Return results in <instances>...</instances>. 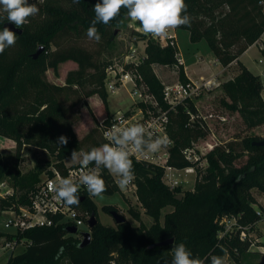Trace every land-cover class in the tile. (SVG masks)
Segmentation results:
<instances>
[{"label": "trees", "instance_id": "trees-1", "mask_svg": "<svg viewBox=\"0 0 264 264\" xmlns=\"http://www.w3.org/2000/svg\"><path fill=\"white\" fill-rule=\"evenodd\" d=\"M67 3V6L64 4ZM102 0H44L37 4L39 14L29 17L21 34L16 33V43L0 54V134L17 142V154L24 145L35 146L49 152L55 159L45 164L36 163L34 170L22 174L16 171L13 182L24 190L17 199L4 201L3 207L13 202H26L31 191L37 188L40 175L54 166L66 173V160L72 151L87 152L105 141L97 127L83 138L75 132V120L68 115L67 93L75 92L78 100L98 94L106 109H109L108 92L105 87L106 68L109 61L100 60L101 50L95 51L82 44L63 46L62 37L87 35V29L95 18L94 6ZM190 25L181 26L190 31V39L198 43L205 39L217 60L228 66L240 64L238 75L222 84L226 97L222 103L231 111H238L248 128L264 124L263 84L261 77L254 74L239 60L264 30V3L260 0H185ZM6 14H0V31L7 22ZM127 9L108 25H96L102 44L114 42L116 27L126 23ZM143 37L145 34L135 32ZM40 45L45 49L37 57L34 53ZM55 47V48H54ZM146 56L136 68L150 91L163 108L169 105L164 100V85L153 71L154 64L175 65L177 48L173 45L161 47L148 39ZM73 61L78 67L67 72L64 84L48 80L47 71L59 74L62 63ZM180 78L188 81L183 66L179 67ZM65 96V97H63ZM75 104V103H74ZM191 114L195 119L191 120ZM196 102L187 101L170 111L169 133L174 140L168 166L185 168L195 165L187 160L183 150L205 138L208 133L206 122L198 117ZM99 134L101 136L98 137ZM64 135L67 145H58L57 139ZM264 140L258 135L246 136L223 144H217L207 153V166L197 167V178L193 190L183 192L180 187L171 188L162 177L165 166L133 161L137 195L146 212L154 219L150 227L144 224L132 226L127 220L116 227L100 221L92 229V241L81 247L77 235L68 232L66 224L34 227L18 234L31 241L23 251L11 254L7 264H171L173 244L184 243L193 257L210 264L213 255L224 258L225 251L237 264L243 253L249 251L252 241L242 239L241 232L250 233L262 219L258 207L264 213L253 190L264 192V145L255 142ZM246 156L245 162L237 161ZM94 165V164H92ZM99 174L105 181L106 194L119 191L112 175L101 167ZM5 167L0 159V179ZM80 203L74 205L84 214H97V205L87 191L77 193ZM172 204L174 209L165 215L162 209ZM104 211L116 210L114 205H104ZM131 214L140 219L134 209ZM236 218L233 230L220 235L224 229L221 217ZM0 236L13 237L4 231ZM174 238L172 244L152 245Z\"/></svg>", "mask_w": 264, "mask_h": 264}, {"label": "rangeland", "instance_id": "rangeland-1", "mask_svg": "<svg viewBox=\"0 0 264 264\" xmlns=\"http://www.w3.org/2000/svg\"><path fill=\"white\" fill-rule=\"evenodd\" d=\"M43 1L44 0H28L29 4H39ZM64 4L67 6V3L64 2ZM0 14H2V11H0ZM125 21L126 23L124 25L121 27H116L115 30L113 29L115 38L111 45L102 44V40L99 43L95 42L94 40H89L87 35H82L81 37H76L75 35L70 37L65 36L59 41L63 46L77 43L85 45L86 47L95 51L101 50L102 54L100 56V60H106L109 61V63H112L115 59H121L124 54L130 53L133 48L137 50L140 58L145 57V49L148 39H152L160 44L161 47H165L169 45L167 35L173 34L175 35V40L177 42L175 47L179 53L182 54L185 63L182 65L178 64V62L175 65H153V71L158 76L164 87L167 84L174 83L175 81H182L179 74L180 66L184 67L185 73L186 66L188 68V72L191 74L194 80H200L202 76L208 79L216 74L222 84L225 81L230 80V78H235L241 70L240 64L234 63L228 68V70L224 71L223 74H219L218 72L222 70L223 66L222 64L215 62V55L208 42L203 39L198 43H193L190 39V31L181 26L175 29H170L167 35L164 36L156 37L145 34L146 37H143L142 35L135 33L140 32L141 34H144L141 30L139 22H131L128 16L126 17ZM260 58V52L255 46H252L245 52V54H243L241 60L253 73L258 74L264 67V64H260L258 62ZM204 66H210L215 73L210 70H204ZM77 67V63L72 61L62 63L59 66V74L57 75L52 69H49L47 71V78L49 81L55 84L62 85L65 83L67 72ZM222 84L215 89L204 92L203 95L197 98L195 101L198 108V113L206 118V120L203 118L201 121L206 122L205 124H207L209 130V133L205 138H201L198 142H195L196 146L200 148L199 152H201V159L194 166L195 171L193 173L186 174L184 170H170V172L174 174L175 177H177L181 182V184L176 187L181 188L182 196L184 191L194 189L197 178V167L200 166L205 168L207 166L206 155L211 151V149H209V144H213L215 146L217 144H223L231 140L242 139L246 136L258 135L260 137H264V124L254 128H248L238 111H231L223 105L222 99L225 98L226 95L223 92ZM129 88L130 85H126L116 93H110L107 91L109 109H106L101 97L98 94L91 96V99L88 97L83 98L81 101H77L78 95H76L75 92L67 93L68 97L66 106L68 108V115L70 118L75 120V132L77 136L79 138H83L91 129L97 127L99 119L96 115L104 117L107 115V113L112 112L113 110L115 111L118 108L128 107L131 103V98L128 93ZM262 94L264 95V88ZM97 135L101 138L99 134ZM70 158L66 160L67 165L79 163L78 160L73 161ZM246 158L247 157L244 156L237 161V164H242L245 162ZM0 159L3 162L5 170L7 171L0 181L7 182L10 187L15 189L16 198H19L24 191L14 185L13 176L16 171H20L22 174H24L30 170H34L37 162L45 164L47 161H55L54 157L49 152L27 144L24 145L19 154H17V142L14 139L5 137L1 134ZM167 172L168 169H165L162 179L165 184L170 186L171 181L166 175ZM45 173L46 172L40 175V180L45 176ZM253 193L261 206L264 208V204L262 203L264 192L254 189ZM91 198L97 205L98 213L96 214V217L98 221L107 226L116 227L117 224L113 216L110 213L104 211V205L116 206V210L125 215L132 226L144 224L146 227H150L154 222V219L146 212V209L140 201L137 195V188L127 187L124 190L119 188V191L114 194L102 193L101 196H91ZM11 199L12 197L8 199L0 197V231L7 230L4 225L6 219V212L4 210L5 208H8V206H11L10 204L3 207L2 204L4 201H11ZM131 209H134L140 213L139 220L131 214ZM173 209L174 206L172 204H169L162 209L160 220L162 223L164 222L165 215ZM87 230H89L87 225L80 226L81 232ZM225 231L226 230L224 228L220 235H223ZM246 235L251 239L252 245L248 252L241 255L239 264H264V215L262 219L255 224L253 230L250 233L246 232ZM78 238L81 239L82 237L78 236ZM22 249L21 251L24 250ZM10 254L11 253L9 251L0 252V264H7ZM224 262L225 264H237L229 254L224 256Z\"/></svg>", "mask_w": 264, "mask_h": 264}, {"label": "built area", "instance_id": "built-area-1", "mask_svg": "<svg viewBox=\"0 0 264 264\" xmlns=\"http://www.w3.org/2000/svg\"><path fill=\"white\" fill-rule=\"evenodd\" d=\"M167 40L170 45L175 46L177 44L175 35L173 34H168ZM252 46H255L261 54L258 62L264 64V30L250 47ZM139 56L137 50L133 48L130 53L124 54L121 59H115L114 62L108 64L105 77L106 90L110 93H116L123 86L130 85L128 93L131 98V103L126 108H118L100 118L97 123V128L105 143H108V141L104 137V132L113 125L123 128L139 123L143 124L153 134V137L167 136L170 139V144L162 147L158 152L146 153L144 155L134 152L130 158L140 163H152L165 166V169H168L166 175L171 181L170 187L174 188L180 185L181 182L170 170H184L186 174L193 173L195 171L194 166L201 159V152H199L200 148L193 143V145L186 147L183 153L185 158L195 165L182 169L167 165L171 147L174 145V140L169 133L170 111H176L178 105L187 101L195 102L204 92L221 86L222 82L214 75L208 79L202 76L200 80L189 79L187 82L175 81L174 83L167 84L164 87L163 94L164 100L169 105V108L165 109L157 97L150 91L149 86L145 83L137 69L127 67V65H138L144 59V57L140 58ZM176 58L178 64L182 65L185 63L179 51L176 53ZM259 75L264 88V67ZM262 96L264 100V95L262 94ZM194 116V114H191V120L195 119ZM198 117L206 120L200 113ZM209 147L212 150L215 146L209 144ZM81 167L80 163L67 165L66 173H62L56 167L52 166L49 168L52 174L45 173V176L37 184V188L29 193L26 202H13L11 206L5 208L6 219L4 225L7 230L4 232L13 235V237L0 236V252L9 251L11 254H16L21 252L22 248L26 249L31 244V241L20 238L18 234L20 235L34 227L58 224H66L68 227L75 226L77 227V233L75 235L83 238L84 231H80V226L87 225L89 227L88 220L91 215L82 213L74 205L67 206L62 202H58L54 198L55 193L50 187L58 183L61 178H70L79 185ZM94 168L95 165L90 164L85 171H90ZM101 171L102 169L100 168L98 173L100 174ZM110 174L114 179V183L118 185L117 180L119 177L112 173ZM128 187L137 188L135 179ZM84 191H87L86 188L83 185H79L78 193L83 194ZM15 192V189L10 187L7 182L0 181V197L5 199L15 197ZM262 203L264 204V198ZM258 213L262 216L264 215L260 207H258ZM219 222L225 228V233L233 230L237 224L236 218H229L227 216L221 217ZM246 237V231L242 230L241 238L246 239Z\"/></svg>", "mask_w": 264, "mask_h": 264}, {"label": "clouds", "instance_id": "clouds-1", "mask_svg": "<svg viewBox=\"0 0 264 264\" xmlns=\"http://www.w3.org/2000/svg\"><path fill=\"white\" fill-rule=\"evenodd\" d=\"M79 3L80 0H73ZM264 3V0H260ZM122 8L127 9V16L131 22H139L141 30L146 35L156 37L167 35L170 29L190 25L191 18L187 13L185 0H102L95 4L93 10L95 18L87 29V37L99 43L101 35L96 27L98 23L108 25L115 19ZM0 11L6 14L7 21L17 28H23L29 23V17L39 14L37 4H29L28 0H0ZM17 35L5 27L0 31V54L5 49L15 45ZM108 143L93 147L90 151L77 153L72 151L71 160H78L81 164L79 185H83L90 196H101L107 190L105 181L98 170L103 167L119 177L118 187L126 189L135 179L131 155L139 153L158 152L162 147L170 144L167 136H155L143 125L133 124L127 127L113 125L104 132ZM68 138L61 135L57 139L58 145H67ZM90 164L95 168L85 171ZM79 185L70 178H61L58 183L51 185L55 193L54 198L67 206L80 203L77 195ZM171 264H205V260L193 257L184 243L173 244ZM225 255H227L226 250ZM210 264H225L224 258L213 255Z\"/></svg>", "mask_w": 264, "mask_h": 264}, {"label": "water", "instance_id": "water-1", "mask_svg": "<svg viewBox=\"0 0 264 264\" xmlns=\"http://www.w3.org/2000/svg\"><path fill=\"white\" fill-rule=\"evenodd\" d=\"M3 27L4 28L7 27L11 31L16 32L18 34H21L23 32L22 28H17L13 23H11L9 21L5 22ZM44 49H45V46L40 45L38 47L37 51L33 55L34 58H37L43 52ZM255 143L258 145H264V140L256 141ZM176 197L178 199H182V194H178ZM110 214L113 216L116 224H121V223H124L128 220L125 215L121 214L117 210H111ZM97 223H98V219L96 217V214L92 213L89 220H88L89 230L83 232V238H82L81 243H80L81 247H86L91 243V241H92V229L97 225ZM67 230L71 234L77 233V227H75V226H69ZM173 242H174V238H169L167 240L158 242V243L152 245L151 247H153V246H164V245L172 244Z\"/></svg>", "mask_w": 264, "mask_h": 264}, {"label": "crops", "instance_id": "crops-1", "mask_svg": "<svg viewBox=\"0 0 264 264\" xmlns=\"http://www.w3.org/2000/svg\"><path fill=\"white\" fill-rule=\"evenodd\" d=\"M243 54H245V53H243ZM243 54L240 56V58H239V60L246 66V64L241 60V58H242V56H243ZM73 62V61H72ZM215 62L216 63H220L218 60H217V58L215 57ZM234 63H238V62H233V63H231L230 65H228V66H223V68H222V70H220L218 73L219 74H223V72L224 71H226V70H228V68L232 65V64H234ZM221 64V63H220ZM248 69H249V67L248 66H246ZM185 68H186V75H187V77L189 78V79H194L192 76H191V74L188 72V68L185 66ZM204 68V70H207V71H212V72H214L213 71V69H211V67L210 66H204L203 67ZM250 70V69H249ZM215 73V72H214ZM255 74V73H254ZM260 73H258V75H259ZM216 75V74H215ZM231 79V78H230ZM90 99L92 98V97H89ZM97 116V118L98 119H100V118H102V116H98V115H96Z\"/></svg>", "mask_w": 264, "mask_h": 264}]
</instances>
